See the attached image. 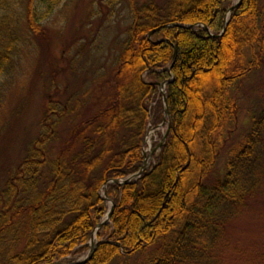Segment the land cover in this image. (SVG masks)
<instances>
[{"label":"trees","instance_id":"1","mask_svg":"<svg viewBox=\"0 0 264 264\" xmlns=\"http://www.w3.org/2000/svg\"><path fill=\"white\" fill-rule=\"evenodd\" d=\"M58 1L0 0V77L12 69L20 28L41 36ZM233 1L129 0L132 22L112 74L114 98L70 132L53 160L47 143L67 111L49 104L45 132L29 144L0 190V264L73 262L87 254L95 230L100 242L84 264L135 254L133 264L208 259L210 243L257 192L264 173L263 99L247 133L228 147L224 174L205 182L237 126L234 89L264 62L260 1ZM174 23L181 26L148 36ZM161 83L169 131L156 164L136 181L114 182L142 166L144 126L163 119L161 97L148 109ZM105 182L114 207L97 228L109 210L99 195Z\"/></svg>","mask_w":264,"mask_h":264},{"label":"rangeland","instance_id":"2","mask_svg":"<svg viewBox=\"0 0 264 264\" xmlns=\"http://www.w3.org/2000/svg\"><path fill=\"white\" fill-rule=\"evenodd\" d=\"M134 1L139 5L149 1L166 2ZM259 1L264 15V0ZM131 22L129 0H59L43 21L41 36L33 35L25 25L20 28L22 44L14 52L12 69L8 75L0 77V190L29 144L45 132L42 120L49 104L54 103L58 112L62 108L67 111L54 123V135L47 143L48 157L53 160L60 144L71 138L70 132L114 98L112 74ZM234 92L239 106L237 126L222 147L213 172L205 180L208 183L224 174L228 147L247 133L252 116L262 106L264 62L244 76ZM163 93L165 89L159 88L158 95L150 101V112ZM166 125L167 118L163 117L159 123L149 120L144 126L145 170L156 164L154 155L162 145L154 148L161 141ZM48 170L46 167L45 171ZM104 192L103 186L99 190L102 198ZM106 204L110 208L111 203L106 200ZM94 238L97 242L96 230ZM158 246H150L148 252ZM210 246L208 259L187 264H264V173L257 192L227 221L221 235ZM85 255H76L73 261ZM137 258L138 254L129 258L115 257L107 264H133Z\"/></svg>","mask_w":264,"mask_h":264},{"label":"water","instance_id":"3","mask_svg":"<svg viewBox=\"0 0 264 264\" xmlns=\"http://www.w3.org/2000/svg\"><path fill=\"white\" fill-rule=\"evenodd\" d=\"M240 2H241V0H237L236 3L233 6H237ZM165 26H181V25L180 24H177V23L170 24V25L169 24L161 25V26H159V27L151 30L149 32L148 36H151V34L154 31L159 30V29H161L162 27H165ZM185 27H189V26H185ZM159 87H165V83L159 84ZM163 101H164V114H165V116H168L167 99H166L165 96L163 97ZM168 131H169V124H167V129H166L164 135L162 136L161 141L157 144V146L154 149L159 148L163 144V142L165 141V139H166V137L168 135ZM144 170H145V164L143 163L142 166H141V168L137 172H135L134 174H132L130 177H128L127 179H124V180L113 179L112 181L117 182V183H120V184L128 183V182H130L132 180L133 177H139L143 173ZM106 183L107 182H105L103 186H105ZM103 199L109 201L111 203V205H110V209L108 210V212L105 215V219L101 223L98 224L97 228H99L102 223H104V222H106V221L109 220V218L111 216V212H112L113 207H114L113 202L111 201V199H109L107 197L106 192H104ZM99 242L100 241H97V242L94 241V235H93L91 237L90 241H89V250H88L87 254L82 259L77 260V261H73V262L57 261V262H54V263H51V264H84V263H86L91 258L92 254H93V252H94V250H95V248H96V246H97V244Z\"/></svg>","mask_w":264,"mask_h":264}]
</instances>
